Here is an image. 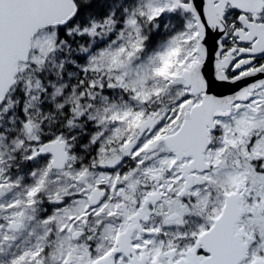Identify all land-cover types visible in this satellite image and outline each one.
<instances>
[{
	"label": "snow or ice",
	"instance_id": "snow-or-ice-1",
	"mask_svg": "<svg viewBox=\"0 0 264 264\" xmlns=\"http://www.w3.org/2000/svg\"><path fill=\"white\" fill-rule=\"evenodd\" d=\"M0 264H264V0H0Z\"/></svg>",
	"mask_w": 264,
	"mask_h": 264
}]
</instances>
